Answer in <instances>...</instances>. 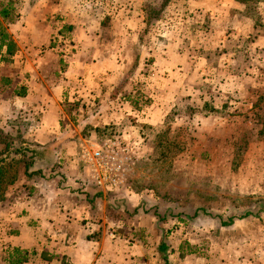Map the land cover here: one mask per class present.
Wrapping results in <instances>:
<instances>
[{"label": "rangeland", "instance_id": "obj_1", "mask_svg": "<svg viewBox=\"0 0 264 264\" xmlns=\"http://www.w3.org/2000/svg\"><path fill=\"white\" fill-rule=\"evenodd\" d=\"M8 1L16 13L39 2L0 0V9ZM112 1L80 2L98 7ZM235 1L208 0L210 10L196 8L193 0L140 1L153 30L150 40L161 45L162 37L177 29L173 33L180 34L185 51L191 52L182 73L175 71L174 82L181 88L169 104L163 96H149L155 80L149 82L152 86L140 81L134 85L131 104L136 111L151 106L145 113L151 114L150 122L127 114L119 124L84 125L81 120L88 113L79 111L81 103H63L61 133L81 136L75 160L86 174L83 178L107 194L119 221L108 223L109 235L130 233L131 244L141 240L156 264H165L164 253L171 264H264V0L249 5ZM66 25L55 36L59 59L72 50ZM20 34L16 32L17 38ZM17 51L8 65L0 63V221L20 197L56 186V168L72 157L59 155L58 145L32 138L43 113L27 95L16 93L27 94L31 73L16 62ZM144 52L148 60L142 71L153 73L154 56ZM155 100L167 111L152 109ZM116 140L127 148L121 152L120 183L99 185L80 156L81 147ZM197 207L203 209L201 214L188 219ZM232 216L233 224H222ZM163 238L168 242L164 253L159 251ZM3 251L0 245V264L18 256Z\"/></svg>", "mask_w": 264, "mask_h": 264}, {"label": "crops", "instance_id": "obj_2", "mask_svg": "<svg viewBox=\"0 0 264 264\" xmlns=\"http://www.w3.org/2000/svg\"><path fill=\"white\" fill-rule=\"evenodd\" d=\"M38 1L27 4L24 11L17 9L19 20L9 28L18 43L16 62L19 66L24 63L23 70L31 72L27 100L43 113L32 138L42 145H58L59 155L73 158H65L62 167L56 168L60 172L52 180L56 186L20 197L1 219L3 253L18 248L27 257L23 264H156L141 240L131 244L130 233L109 235V224L119 221L110 210V198L85 180L86 174L75 160L81 136L61 133L63 103L65 99L81 103L79 111L88 113L81 120L84 125L119 124L127 114L149 121L151 114L145 113H150L151 106L136 111L131 104L134 85L155 80L154 94L149 96H163L169 104L181 88L174 82L178 78L175 71L182 73L181 65L191 52L185 51L180 34L173 33L177 29L162 37L161 45L150 40L154 35L140 6L143 0H113L98 7L83 5L81 0ZM194 1L196 8L210 10L208 0ZM209 13L215 16L214 10ZM51 18L54 22L48 21ZM66 24L72 50L59 59L54 53L55 36ZM16 32L21 33L19 38ZM146 49L154 56L150 74L142 71L148 60ZM151 103L152 109L167 111L156 100Z\"/></svg>", "mask_w": 264, "mask_h": 264}, {"label": "trees", "instance_id": "obj_3", "mask_svg": "<svg viewBox=\"0 0 264 264\" xmlns=\"http://www.w3.org/2000/svg\"><path fill=\"white\" fill-rule=\"evenodd\" d=\"M241 3H244L246 5H249L251 1L254 0H237ZM18 17V14L16 13V8L14 7V4L12 1H8L7 3H2V7L0 9V63L9 64L12 62V58L16 51L18 50V44L13 38L11 32L9 31V24L14 22ZM1 80L5 81L4 78H1ZM6 82V81H5ZM17 95L24 96L26 95L25 91H19L16 92ZM1 138H0V145H1ZM2 170V168H1ZM0 181H2V177H0ZM202 208L197 207L192 212H189L187 214L188 219H195L197 218L201 212ZM249 213H246L244 215H241L240 217H245ZM180 220H185L182 216L178 215ZM222 219V217H220ZM235 217H230L227 221L223 220V225H230L233 224L235 221ZM168 250V242L165 238H163L162 242L159 245V251L164 253ZM12 255L18 254L17 257H14L13 260H11L8 264H23V262L26 260V255H22L23 253L18 249L14 248ZM163 259L165 261V264H171L169 260V256L167 253L163 254Z\"/></svg>", "mask_w": 264, "mask_h": 264}, {"label": "built area", "instance_id": "obj_4", "mask_svg": "<svg viewBox=\"0 0 264 264\" xmlns=\"http://www.w3.org/2000/svg\"><path fill=\"white\" fill-rule=\"evenodd\" d=\"M119 140L112 144L106 142L98 147H91L86 143L81 147L80 156L84 163L90 167L93 180L99 185H118L123 170L121 152L127 148H121Z\"/></svg>", "mask_w": 264, "mask_h": 264}]
</instances>
